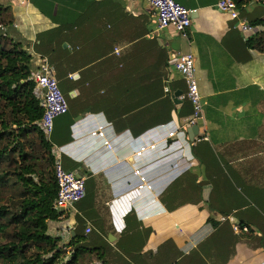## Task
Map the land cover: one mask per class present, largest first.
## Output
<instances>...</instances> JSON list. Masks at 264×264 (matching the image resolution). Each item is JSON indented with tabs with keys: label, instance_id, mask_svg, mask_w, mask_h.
Returning a JSON list of instances; mask_svg holds the SVG:
<instances>
[{
	"label": "crops",
	"instance_id": "crops-1",
	"mask_svg": "<svg viewBox=\"0 0 264 264\" xmlns=\"http://www.w3.org/2000/svg\"><path fill=\"white\" fill-rule=\"evenodd\" d=\"M177 1L193 11L187 38L159 33L146 0H0V28L52 63L69 103L51 148L87 194L54 234L82 223L103 264H264V52L248 46L261 29L239 28L264 17V0L240 20L219 0ZM188 53L203 104L193 139L175 70Z\"/></svg>",
	"mask_w": 264,
	"mask_h": 264
},
{
	"label": "trees",
	"instance_id": "trees-1",
	"mask_svg": "<svg viewBox=\"0 0 264 264\" xmlns=\"http://www.w3.org/2000/svg\"><path fill=\"white\" fill-rule=\"evenodd\" d=\"M233 1L242 12L253 0ZM6 24L0 8V27ZM250 26L261 30L248 46L264 52V17L251 21ZM44 64H36L29 51L0 28V187H11L20 193L17 212L13 210L16 205L0 203V240L13 231V240L0 244V264H62L65 253L58 244L61 238L52 237L51 231L60 229L61 222H69V218L60 220L65 213L55 209V171L46 173L41 168L46 163L54 167L56 160L51 142L37 126L45 109L36 95L33 76ZM82 226L81 223L75 229V237L68 245L74 253L67 264H78L81 253L88 250L84 232L78 231ZM91 247L94 248L87 253L97 254V260L102 261L105 250ZM32 249L36 252L31 255Z\"/></svg>",
	"mask_w": 264,
	"mask_h": 264
},
{
	"label": "built area",
	"instance_id": "built-area-1",
	"mask_svg": "<svg viewBox=\"0 0 264 264\" xmlns=\"http://www.w3.org/2000/svg\"><path fill=\"white\" fill-rule=\"evenodd\" d=\"M16 1L26 4L31 0ZM146 2L155 11L159 33L174 28L183 37H188L193 23L192 10L177 0H146ZM217 7L222 12L230 14L234 19L240 20L239 11L233 0H219ZM239 28L244 32L257 31L245 20L240 21ZM175 70L185 82L186 98L193 106V116L184 128L198 126L202 120L203 104L196 75L195 56L192 53L181 55L175 64ZM33 80L37 84L38 96L42 99V106L45 109L40 120V127L50 141L55 129V120L68 114L69 103L48 63H45L41 70L33 76ZM44 88L47 90L46 94L42 92ZM166 92L169 93L170 90L166 88ZM54 171L58 184L55 209L59 213H63V210L67 211L85 199L87 194L86 179L79 178L75 173L68 171L60 157H56ZM234 229L238 232L248 231V228H241L239 225H235ZM90 233L91 229H87L86 234Z\"/></svg>",
	"mask_w": 264,
	"mask_h": 264
},
{
	"label": "rangeland",
	"instance_id": "rangeland-1",
	"mask_svg": "<svg viewBox=\"0 0 264 264\" xmlns=\"http://www.w3.org/2000/svg\"><path fill=\"white\" fill-rule=\"evenodd\" d=\"M5 17L7 18L8 15H5ZM50 65V64H49ZM41 168H43V170H45V172L47 173H50L51 174H54V167L52 168H49L47 166V163L46 165L42 166ZM52 170V171H51ZM50 178V175L48 176ZM14 188H11V187H6V188H3V187H0V203L1 204H13L15 207L13 208L14 211H18L19 208L17 206V204L19 203L20 201V193L19 192H14L13 190ZM65 219H68L65 218ZM63 219V220H65ZM59 230V229H58ZM12 230L9 231V233L5 236L2 237V239L0 240V244H7L9 242H11L13 240V234H12ZM51 236L54 237V238H57L58 236H56L54 234V230L51 231ZM86 236V239L88 240V243L84 244V245H87V249L89 250L90 249H93L94 247H91L93 246V237L90 236L88 237L87 235ZM61 238V241L58 243L59 244V247L63 249V251L65 252L64 253V256L63 257V261H62V264H67L71 257L73 256V253H74V250H71L68 245L69 243L71 242L72 240V236L69 234V232L67 231V233H65L63 236L60 237ZM86 250L83 254L81 253V256L79 258V262L78 264H103L102 261H98L97 258H98V255L93 253H87ZM35 249H32L31 251V255L32 254H35ZM67 262V263H66Z\"/></svg>",
	"mask_w": 264,
	"mask_h": 264
},
{
	"label": "water",
	"instance_id": "water-1",
	"mask_svg": "<svg viewBox=\"0 0 264 264\" xmlns=\"http://www.w3.org/2000/svg\"><path fill=\"white\" fill-rule=\"evenodd\" d=\"M42 92H43V94H46L47 90L44 88V89L42 90ZM181 95H182V92H178V93L175 94L174 99L176 100V102H177V99H178ZM177 104H179V102H177ZM188 132H189L190 137L193 139V138L199 133V127H198V126H194V127L190 128ZM78 177H79V178H82L83 176L80 175V176H78ZM63 213H65V210H63ZM74 235H75V234H74Z\"/></svg>",
	"mask_w": 264,
	"mask_h": 264
}]
</instances>
